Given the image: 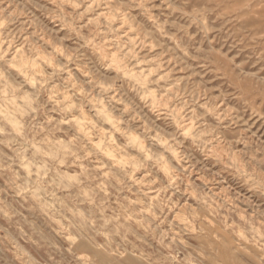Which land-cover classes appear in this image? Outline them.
Instances as JSON below:
<instances>
[{
  "label": "clouds",
  "instance_id": "9594fccd",
  "mask_svg": "<svg viewBox=\"0 0 264 264\" xmlns=\"http://www.w3.org/2000/svg\"><path fill=\"white\" fill-rule=\"evenodd\" d=\"M0 264H264V0H0Z\"/></svg>",
  "mask_w": 264,
  "mask_h": 264
}]
</instances>
